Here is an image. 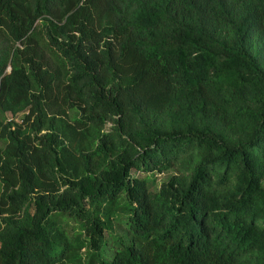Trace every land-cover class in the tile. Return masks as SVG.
Instances as JSON below:
<instances>
[{"label": "trees", "instance_id": "16d2710c", "mask_svg": "<svg viewBox=\"0 0 264 264\" xmlns=\"http://www.w3.org/2000/svg\"><path fill=\"white\" fill-rule=\"evenodd\" d=\"M0 264H264V0H0Z\"/></svg>", "mask_w": 264, "mask_h": 264}, {"label": "rangeland", "instance_id": "374dc122", "mask_svg": "<svg viewBox=\"0 0 264 264\" xmlns=\"http://www.w3.org/2000/svg\"><path fill=\"white\" fill-rule=\"evenodd\" d=\"M8 116H10V113H8L7 114ZM156 176H157V178H158V180H160V179H162L164 176H165V173H158V174H156Z\"/></svg>", "mask_w": 264, "mask_h": 264}]
</instances>
